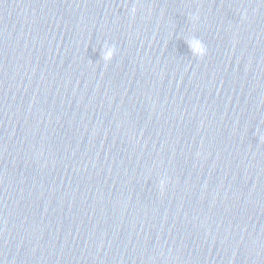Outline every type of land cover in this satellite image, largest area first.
Wrapping results in <instances>:
<instances>
[{"label":"water","instance_id":"water-1","mask_svg":"<svg viewBox=\"0 0 264 264\" xmlns=\"http://www.w3.org/2000/svg\"><path fill=\"white\" fill-rule=\"evenodd\" d=\"M262 138L264 0H0V264H264Z\"/></svg>","mask_w":264,"mask_h":264},{"label":"clouds","instance_id":"clouds-1","mask_svg":"<svg viewBox=\"0 0 264 264\" xmlns=\"http://www.w3.org/2000/svg\"><path fill=\"white\" fill-rule=\"evenodd\" d=\"M131 11H132V14L134 15L135 11H136L135 7H133L131 9ZM193 47L195 48V50H196V52L200 58H203L206 55L207 49L203 46V44L200 41H196L194 43ZM115 53H116L115 46L108 48L106 51V54H105V62L106 63L110 62L112 60L113 56L115 55ZM262 139H264V138H262ZM163 186H164V184L162 181L161 182V189H163Z\"/></svg>","mask_w":264,"mask_h":264}]
</instances>
